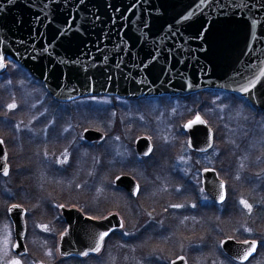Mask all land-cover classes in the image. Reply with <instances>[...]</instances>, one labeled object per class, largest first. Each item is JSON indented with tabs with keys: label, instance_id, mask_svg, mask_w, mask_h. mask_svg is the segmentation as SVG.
Returning <instances> with one entry per match:
<instances>
[{
	"label": "rangeland",
	"instance_id": "obj_1",
	"mask_svg": "<svg viewBox=\"0 0 264 264\" xmlns=\"http://www.w3.org/2000/svg\"><path fill=\"white\" fill-rule=\"evenodd\" d=\"M13 101L18 106L9 111L7 105ZM205 101V105H191L193 114L188 116L201 114L216 133L217 144L210 154L199 156L188 150L186 139L176 144L174 130L162 129L164 113L173 117L182 107H170L172 113H163L158 108L145 110L151 106L131 105L128 115L119 99L109 97L60 104L28 73L10 66L0 79V139L11 165L10 177L0 178V241L8 232L14 244L8 208L21 205L27 211L26 245L31 255L23 260L11 247L7 256L0 252V264L13 258L22 264H170L180 255L189 264H207L205 258L215 264L220 241L214 240V245L208 237L220 232L221 239L254 234L262 247L253 264H264V236L244 228L239 234L243 214L231 212L237 192L264 203V114L228 94L207 95ZM199 106L202 111L197 114ZM87 128L103 132L106 140L85 145L82 132ZM137 131L154 134L149 135L152 140L146 136L155 150L149 159L142 160L135 153ZM209 166H219L231 192L224 215L228 217L223 220H216L213 205L203 206L206 200L199 178L201 169ZM123 172L143 188L142 197L130 207L117 201L122 196L114 180ZM240 200L238 205H242ZM161 201L159 208L156 205ZM71 204L86 213L94 208L87 213L89 217L117 213L124 221L98 259L79 263L59 256L58 243L65 231L59 206Z\"/></svg>",
	"mask_w": 264,
	"mask_h": 264
},
{
	"label": "water",
	"instance_id": "obj_2",
	"mask_svg": "<svg viewBox=\"0 0 264 264\" xmlns=\"http://www.w3.org/2000/svg\"><path fill=\"white\" fill-rule=\"evenodd\" d=\"M0 51L59 102L219 90L245 98L264 112V77L249 94L235 91L264 69V0H0ZM186 130L191 150L212 147L214 136L207 124ZM83 136L90 143L105 139L95 130ZM135 147L143 157L153 152L145 137L137 139ZM5 169L9 174L3 142L0 174L7 176ZM115 184L133 197L139 194L130 176H119ZM202 187L217 203L226 200L225 183L215 170H203ZM9 209L14 244L21 246L13 252L26 256V211L20 206ZM61 211L67 223L58 246L62 257L97 253L92 249L99 235L107 232L106 239L122 227L116 214L98 221L76 209ZM222 248L241 260L249 245L227 239ZM257 248L258 243L249 258ZM171 264L188 262L181 256Z\"/></svg>",
	"mask_w": 264,
	"mask_h": 264
},
{
	"label": "flooded vegetation",
	"instance_id": "obj_3",
	"mask_svg": "<svg viewBox=\"0 0 264 264\" xmlns=\"http://www.w3.org/2000/svg\"><path fill=\"white\" fill-rule=\"evenodd\" d=\"M6 63H9V68L11 66V60L10 59H6ZM9 68H7V71L4 73V74H1L0 75V79L2 76L6 75L8 73V70ZM207 95H210V96H217L218 93H213V92H204V93H200V94H197V95H194V96H190V97H185V98H182V97H154V98H146V99H139V100H129V99H119L121 101V103H123L125 105V108H126V112L125 113H129L131 110H130V106L131 105H140V107H145V106H151L150 108H146L145 110H149L151 111L152 109H161V111L163 110L164 112H167V113H172L170 111V107H182L181 109H178V112L177 113H173V114H176L174 115L173 117H169L167 116L163 111L164 113V116H163V121H165V126L162 127V129L165 131V129H167V131H169L170 133H174L172 130L175 131V135H177V141H176V144H183L184 140L186 139V142L188 141V133L185 131V125L187 122L193 120L195 117V115L193 117H189L188 115H192L193 113L191 112V107L192 106H195L198 102L202 103L203 105H205L206 101H205V96ZM113 99H117V98H113ZM53 100V99H52ZM194 102V104L192 103ZM61 104V103H60ZM201 104V105H202ZM192 105V106H191ZM250 106V105H249ZM251 107V106H250ZM200 110L202 111V107L199 106L198 108H196V111L197 114H200ZM140 111V110H139ZM195 111V112H196ZM256 111V110H255ZM130 114V113H129ZM128 114V115H129ZM201 115V114H200ZM189 118H188V117ZM202 116V115H201ZM203 117V116H202ZM204 118V117H203ZM150 124L152 125H155L153 124L151 121H148ZM160 128V127H159ZM158 128V129H159ZM88 129V128H87ZM85 131V130H84ZM83 131V132H84ZM83 132H82V138H83ZM141 133V131H137L134 133V135L137 134V137H135L134 139V145H135V141L136 139L140 138V137H146L148 136L150 138V136L154 135L152 134L151 132L149 133H143V134H139ZM166 133V132H165ZM150 135V136H149ZM152 140V138H150ZM84 143L85 145H93V144H90L86 141L82 142ZM216 141L214 143V146H215ZM134 149H135V146H134ZM212 151V150H211ZM211 151H209V153H211ZM209 153H205V154H197V155H201V156H205ZM196 154V153H195ZM140 158V157H138ZM142 160H146L144 158H140ZM149 159V158H148ZM9 160H10V157H9ZM9 164H10V161H9ZM121 175V174H119ZM220 175V174H219ZM0 178H3L4 180L8 179L9 177H4V176H0ZM140 184V183H139ZM141 186V184H140ZM143 190L142 186H141V191ZM238 194V197H235L236 198V201L233 202V204L231 205L232 208H231V212L233 211L232 215L234 214V211L236 212L235 214H237L239 212V214H243V224L242 225H238L237 226V229L239 228L238 232L239 234H241L242 232V229H247L248 232L250 231H253V232H259L261 233L262 236H264V214L262 213V211L264 210L263 207H264V203H262L261 201L258 200V198L256 197H252L251 195H248V194H241V192H237ZM202 196H206L207 197V200H206V203L203 205L205 206L206 204H211L214 206V212L217 216V219L216 220H223L224 216L226 213L225 211L228 209L227 206L230 205V203L228 204L229 202V197H230V193L227 192V200L225 201V203L221 204V205H218L214 200H212L211 198H209V196L207 194H205L204 192H202ZM244 199L246 201H248V203H250L252 205V210L251 212L248 211L247 208H245L243 205H238V202H237V199ZM208 201V202H207ZM163 203L164 201H161L159 202L158 204L159 205H156L157 207L161 208L163 206ZM65 206V205H63ZM243 206V207H242ZM61 207V205L59 206V208ZM66 207V206H65ZM66 208H77V206L71 204V206L69 207H66ZM206 208V207H205ZM149 211H152V209H148ZM85 213V212H84ZM223 215V216H222ZM228 217V216H227ZM226 217V218H227ZM63 218V217H62ZM225 218V219H226ZM65 220L63 219V223ZM245 224V225H244ZM209 227V226H208ZM250 230V231H249ZM223 232H220L218 234L215 235L214 238H211V237H208L209 240L212 241V243L214 245H216V243H214L213 241L215 240L217 243L220 241V255L217 256L216 258V263L215 264H253L254 260L256 259V257L258 256L259 254V251L261 249V241L258 240L257 238H255L254 234L253 235H238L237 238L235 237H229V238H223L221 239V234ZM218 238V239H217ZM220 239V240H219ZM226 239H233L235 240L236 242H240V241H243V240H256L257 243H258V250H257V253L254 257L250 258L249 260L245 261V262H239L233 258H231L229 255H227L223 249H222V243L224 240ZM207 241V239H206ZM210 241V242H211ZM28 257V256H27ZM27 257H24V258H21V259H26ZM206 257V256H205ZM96 257H92L91 255L85 257V258H76L74 259V261H77L79 263H82V262H85L87 260H90V259H95ZM80 260H84V261H80ZM65 261V260H64ZM205 262L207 264H210L211 263V259L209 260L208 258H205Z\"/></svg>",
	"mask_w": 264,
	"mask_h": 264
},
{
	"label": "snow or ice",
	"instance_id": "obj_4",
	"mask_svg": "<svg viewBox=\"0 0 264 264\" xmlns=\"http://www.w3.org/2000/svg\"><path fill=\"white\" fill-rule=\"evenodd\" d=\"M12 68L16 67V64H11ZM9 68V63H6V58L5 55L3 54V51H0V71H3L5 69ZM260 77H264V69H261L259 72V76H257L256 79H250L248 81L247 84L242 85L240 89H235V91H240L243 92L244 94H249L250 92H252V90L256 89L257 84L260 83ZM9 84L12 83L11 80L8 81ZM108 101H105V103H107ZM17 104L15 103V101H13L12 103H9L7 105V109L9 111H12L14 109L17 108ZM193 124H206V121H204L199 115H196L195 118L191 121H189L188 124L185 125L186 128H191ZM17 127H19L17 125ZM117 139H119V137H117ZM0 144H3V141L0 140ZM209 147H211V144H209ZM201 151H207L206 148H202ZM65 155H67V153H65ZM6 159V157H5ZM65 161H61V163H64ZM205 171H209V169H205ZM5 175H8V171L7 169H5L4 172ZM221 187H223V185L221 184ZM137 191H139V186H137ZM201 191H203L201 189ZM205 200H207V197H204ZM221 200H223V196L221 197ZM240 203L248 209L249 212H251L252 210V205L250 203H248V201L241 199ZM19 207L18 205H13L12 208H17ZM61 207H63V205H61ZM173 207H182V205H173ZM193 207H195V205H193ZM12 209H9V211H11ZM91 219V218H90ZM43 227V229L45 231H48V227L47 225H43L41 226ZM250 231V230H249ZM108 235L107 232H103L99 235V239L96 243V246L92 249L95 252H99L103 246V241L105 239V237ZM239 243L241 244H247L249 245V248L243 250L242 254L240 255V259L242 261H246L248 260V258L252 255V253H254L256 251V246H257V241L256 240H243L240 241ZM11 247H15L17 249H20V244H12L11 242V233L6 232L5 237L3 238L2 241H0V252L3 253L4 256H7L10 252V248ZM22 251V250H21ZM51 254V253H49ZM84 256H88V252H84L82 253ZM17 255H20V253H18ZM6 264H22V260L19 258H13L11 260L6 261Z\"/></svg>",
	"mask_w": 264,
	"mask_h": 264
},
{
	"label": "trees",
	"instance_id": "obj_5",
	"mask_svg": "<svg viewBox=\"0 0 264 264\" xmlns=\"http://www.w3.org/2000/svg\"><path fill=\"white\" fill-rule=\"evenodd\" d=\"M102 131H104L103 129H101ZM107 167V166H106ZM116 169V168H115ZM114 169V170H115ZM13 172V171H12ZM119 193H121V196L122 197H120V196H118V199H117V201L118 200H121V202H123L125 205H126V207H130V203H132L133 201H132V199L129 197V196H127L125 193H123V192H119ZM126 200V202H125V200ZM113 207H115V206H113ZM92 209H94V208H92ZM92 209H90V210H92ZM90 210H88V212L87 213H89V212H91ZM97 217H102L100 214H98V216ZM132 218H133V220L134 221H136V219H137V215L136 214H134L133 216H132ZM45 222H48V221H45ZM131 222V221H130ZM132 223V222H131ZM63 224V223H62ZM63 226H64V224H63ZM62 226V227H63ZM129 231V233L132 231V230H130V228L128 229ZM114 235H116V234H114ZM114 235H112L111 237H113Z\"/></svg>",
	"mask_w": 264,
	"mask_h": 264
}]
</instances>
